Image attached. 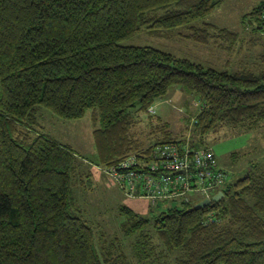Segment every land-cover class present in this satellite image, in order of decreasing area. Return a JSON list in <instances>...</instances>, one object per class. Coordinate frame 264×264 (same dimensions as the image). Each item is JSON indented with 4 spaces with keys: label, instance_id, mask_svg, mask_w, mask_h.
<instances>
[{
    "label": "trees",
    "instance_id": "obj_1",
    "mask_svg": "<svg viewBox=\"0 0 264 264\" xmlns=\"http://www.w3.org/2000/svg\"><path fill=\"white\" fill-rule=\"evenodd\" d=\"M219 3L0 0V264H142L150 259L142 242L152 239L150 226L165 249L177 251L175 264H264V171L250 168L227 181L223 197L201 208L181 200L149 217L121 204L122 231L139 234L135 263L122 247L115 254L106 244L98 248L74 193L80 155L40 128L42 106L65 118L91 109L96 156L90 160L105 172L131 152L178 140L167 121L155 126L161 139L146 145L131 130L137 113L174 84L200 98L201 132L248 119L264 123V66L218 68L122 42L147 28L230 48L236 30L196 22ZM263 7L264 0L244 14L262 34ZM150 248L149 254L153 243Z\"/></svg>",
    "mask_w": 264,
    "mask_h": 264
},
{
    "label": "rangeland",
    "instance_id": "obj_2",
    "mask_svg": "<svg viewBox=\"0 0 264 264\" xmlns=\"http://www.w3.org/2000/svg\"><path fill=\"white\" fill-rule=\"evenodd\" d=\"M262 1L220 0L210 13L196 20V22L212 21L219 26L236 30L238 38L234 40L230 48L219 45V40L205 44L166 30L163 33L160 32L161 34L152 33L147 28H142L122 42L154 45L218 68L258 69L264 66L262 62L264 34L253 29V23L244 21L247 17L244 14ZM184 27L178 26L176 30H182ZM200 109L201 101L196 93L186 91L174 84L148 111L137 113V120L131 130L146 145L157 138L161 139V132L157 130V127L155 129V126L158 125L159 120L167 121L168 128L177 139H189L191 143L198 142L201 145L211 146L218 157L219 165L227 171L228 181L243 176L250 168L264 171L263 122L248 119L242 124H222L218 128L201 132L196 127ZM39 119L41 130L71 145L80 155L79 168L73 178L74 193L84 211L83 215L95 229L99 249L101 244H106V249L115 254L117 249L122 247L130 261L136 263L134 252L139 234L125 235L122 231L120 226L122 215L120 216L119 213L121 204L129 205L142 215L153 217L171 205L180 204L181 200L195 203L203 198V195L198 193H190L186 198L158 199L154 203L148 198L127 196L105 174L100 165L90 160L96 156L91 109H88L82 117L65 118L50 108L42 106ZM85 170H89L90 173ZM149 231L153 235V240L150 237L146 243V238L142 237V242L147 245L150 259L143 258L142 264H147L146 261L150 264H175L177 251L165 249L161 242H158L157 234L151 226ZM152 243L154 252L152 250L153 253L149 254Z\"/></svg>",
    "mask_w": 264,
    "mask_h": 264
},
{
    "label": "built area",
    "instance_id": "obj_3",
    "mask_svg": "<svg viewBox=\"0 0 264 264\" xmlns=\"http://www.w3.org/2000/svg\"><path fill=\"white\" fill-rule=\"evenodd\" d=\"M261 18L264 27V7ZM104 170L127 196L154 203L186 198L190 193L211 197L228 181L214 149L189 139L160 142L143 154L131 152Z\"/></svg>",
    "mask_w": 264,
    "mask_h": 264
},
{
    "label": "water",
    "instance_id": "obj_4",
    "mask_svg": "<svg viewBox=\"0 0 264 264\" xmlns=\"http://www.w3.org/2000/svg\"><path fill=\"white\" fill-rule=\"evenodd\" d=\"M224 194L225 193H224L223 189H219L211 197H204L201 200L196 201L192 208H201V207L211 203L212 201L220 199L221 197H223Z\"/></svg>",
    "mask_w": 264,
    "mask_h": 264
}]
</instances>
